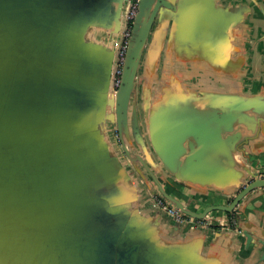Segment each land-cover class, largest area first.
I'll return each mask as SVG.
<instances>
[{"label":"water","instance_id":"water-1","mask_svg":"<svg viewBox=\"0 0 264 264\" xmlns=\"http://www.w3.org/2000/svg\"><path fill=\"white\" fill-rule=\"evenodd\" d=\"M249 14L220 0H0V264H201L165 241L140 184L196 220L238 214L264 188L235 161L264 137V90L244 91ZM98 28L109 32L100 43ZM192 74L236 92L194 86ZM163 172L234 198L196 213Z\"/></svg>","mask_w":264,"mask_h":264},{"label":"crops","instance_id":"crops-1","mask_svg":"<svg viewBox=\"0 0 264 264\" xmlns=\"http://www.w3.org/2000/svg\"><path fill=\"white\" fill-rule=\"evenodd\" d=\"M220 5L226 8L245 6L250 9L245 25L247 36L245 48L248 56L246 69L247 71L257 70V78H261L262 72L264 73V0H220ZM91 31L92 40L99 43L106 39L109 34L108 31L101 28ZM144 62L143 58L140 77L143 75ZM252 66L255 67L250 69ZM249 76L248 73L246 82H244L246 93L254 94L264 90V84L261 89H253L248 81ZM196 78L197 75L192 74L190 77L192 82L190 80L188 82L194 86L216 91L236 92V89L232 88L229 83L211 82L208 79H204L202 82L200 79V82H197L198 79ZM263 142L264 137L248 144L243 142L240 149L235 153L236 164L245 169H251L258 177L264 171ZM159 179L169 195L196 213H202L210 206H228L234 198L231 194L220 192L214 188H200L182 184L164 172L160 174ZM154 189L160 196L161 193L156 187ZM160 210L158 212L162 214V217L159 220V227L167 236L165 241L170 242V244L186 245L189 252L199 251L203 257L201 264H264L262 260L264 247L255 243L258 242V239H264V188L256 190L246 201L241 203L237 214L241 220L236 227V234L227 231L229 218L223 212L210 214V225L219 227V229L209 227L203 230L215 232L205 233L196 231L195 224L189 220L180 224V228L174 226L176 222L170 215ZM156 215L160 216L159 214ZM237 232L242 233L238 234ZM248 233L253 236V239H248L245 236ZM250 240L252 244H249Z\"/></svg>","mask_w":264,"mask_h":264},{"label":"built area","instance_id":"built-area-1","mask_svg":"<svg viewBox=\"0 0 264 264\" xmlns=\"http://www.w3.org/2000/svg\"><path fill=\"white\" fill-rule=\"evenodd\" d=\"M137 12H138L137 4H133L131 12L129 14L130 21L134 20ZM130 29H131V27H130ZM130 35H131L130 31H128L127 35H126V40L124 41L123 47H122L120 55H119V71H118L117 81H116L117 85L120 83L119 81H120V75H121V68H122V65H123V62L125 59L128 39H129ZM155 202H156L158 208H160L164 212L168 213L170 215V217L178 224H184L186 221L189 220L195 224L197 229L209 228V223H210L209 218L206 221H196L195 219L190 218V217L186 216L185 214H183L172 203L167 202V200L166 201L163 200V198H161L160 196H158V198H155ZM234 225L236 226V222L234 223ZM232 229L236 231V229L234 227H232Z\"/></svg>","mask_w":264,"mask_h":264},{"label":"rangeland","instance_id":"rangeland-1","mask_svg":"<svg viewBox=\"0 0 264 264\" xmlns=\"http://www.w3.org/2000/svg\"><path fill=\"white\" fill-rule=\"evenodd\" d=\"M255 66H252L250 69H253ZM249 82L251 83V85H252V88L253 89H261L262 87H263V84H264V73L262 72V77L261 78H257V76H258V73H257V70H251V71H249ZM260 75V74H259ZM196 79H198V81L197 82H200L199 80L201 79V82H202V80H204L202 77H197ZM142 82V79H141V77L139 76L138 77V84H140ZM192 82V81H191ZM139 93H140V91H139V89L137 90V94H138V97H140L139 96ZM138 104H139V106H138V113H139V117H140V119L142 120V122H143V124H144V120H143V115H142V110H141V104H140V101H139V99H138V102H137ZM110 127H109V131H108V133H109V135H110V133H112L113 131H114V129L116 128V125H109ZM117 137V139H118V143L120 144V146H121V142L119 141V137L118 136H116ZM147 141H148V139H147ZM148 143V142H147ZM119 150H122L121 148H119ZM122 154H123V152H122ZM124 162L126 163V162H128L126 159L124 160ZM126 167L128 168V166L126 165ZM129 170V169H128ZM146 175H148L147 173H146ZM155 175V174H154ZM134 177L136 176V175H133ZM136 178V177H135ZM142 183H144L143 181H142ZM140 189H141V195L139 194V197L142 199V200H144V199H148V200H151L150 202H149V206H146V210H144V208L142 207V209L146 212V213H150V211H152L151 209H154L155 207H157V204H156V202H155V198H158V195H156V196H152L153 194H152V191H151V188L148 186V185H142V184H140ZM160 195V197L161 198H163V200H167L162 194H159ZM141 196H143V197H141ZM154 197V198H153ZM167 202H169L170 203V201H167ZM214 213H216V212H214Z\"/></svg>","mask_w":264,"mask_h":264},{"label":"trees","instance_id":"trees-1","mask_svg":"<svg viewBox=\"0 0 264 264\" xmlns=\"http://www.w3.org/2000/svg\"><path fill=\"white\" fill-rule=\"evenodd\" d=\"M132 23L133 21L130 22V27H132ZM228 218H229V222L232 226H235L234 223L237 220V214L235 213H231V214H227ZM213 229H219V227H214Z\"/></svg>","mask_w":264,"mask_h":264},{"label":"flooded vegetation","instance_id":"flooded-vegetation-1","mask_svg":"<svg viewBox=\"0 0 264 264\" xmlns=\"http://www.w3.org/2000/svg\"><path fill=\"white\" fill-rule=\"evenodd\" d=\"M140 72H141V70H139V73H138V77L140 76ZM260 178L261 179H264V171L263 172H261V176H260ZM149 179H150V181L152 182V179L149 177ZM155 187H156V189L158 190V188H157V186L155 185ZM187 216V215H186ZM189 217V216H188ZM190 218H192V217H190ZM208 218H210V215L208 216ZM194 219V218H193ZM196 220V219H195ZM196 221H206V220H196ZM209 227H212V228H214V226H212V225H210V223H209ZM235 229H236V226H233Z\"/></svg>","mask_w":264,"mask_h":264}]
</instances>
